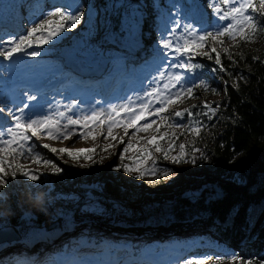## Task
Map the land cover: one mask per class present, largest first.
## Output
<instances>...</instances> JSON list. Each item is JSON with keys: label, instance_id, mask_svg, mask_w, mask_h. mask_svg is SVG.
Segmentation results:
<instances>
[{"label": "rangeland", "instance_id": "rangeland-1", "mask_svg": "<svg viewBox=\"0 0 264 264\" xmlns=\"http://www.w3.org/2000/svg\"><path fill=\"white\" fill-rule=\"evenodd\" d=\"M21 2L23 4L20 7V11H18L21 12L23 9L22 15L24 20H30L32 14L37 11L35 22L26 28L24 35L27 34L31 27L39 23L42 18H46L49 11H55L57 8L61 11L73 12L79 7L84 13L81 24L72 31L76 37V47L73 43L68 42L69 36H65V31L59 36H53L55 39H51L49 44H45V48L43 49L45 55L40 58V61L33 65L34 68L32 67L33 69L31 71L28 69L27 72L29 73H26L25 76L42 73V68L54 67L53 64L55 65V59L52 57L53 54H59L61 56L67 55V57L72 59L77 65L92 64L91 66L97 67L102 57L84 55L85 52L89 51V49L84 46L85 43L93 42L89 34L90 25L95 26L99 24L102 26L104 24H112L115 26V17L119 18L117 23L120 25L125 18L126 12L129 10V5H141L144 6V15L140 20L138 32L139 43L137 44L135 37L129 40L128 47L130 46V49L128 53L136 47L143 53L146 61L136 68L132 66L128 71V79L132 80L133 83L136 82H134L136 79L141 81V84L143 83V90H146L143 94L154 89L153 84L156 79L161 82V88L159 89L160 93L167 95L168 93L164 89V85L167 82V75H171L174 72L185 75L186 79L189 80L188 86H191L192 83L200 84L204 82L209 85V88H194L193 97L174 100V103L169 105L167 110L161 113L160 116L153 115L149 112L145 119L137 122L136 127L128 128L127 135H125L122 126L117 127L118 129L115 128L113 130V135L116 137L115 140L108 136L106 125L96 132H93L88 140H84L80 136V132L83 131L82 129H77V135L69 140H49L45 133H41L39 137H32L30 143H34L37 146L36 151L40 152L41 160L51 159L63 169L59 175H53L51 169L44 167L42 163L36 164L32 162L30 156L27 154L24 157L16 159H13L15 153L5 155L4 159L6 165L15 166L19 164L24 170L39 174L40 180L30 182L27 181L26 178L20 176L19 173L16 179L13 180L11 167L6 168L8 172L6 179L9 181L10 187L7 189H0V204L1 198H3L6 193L22 194L23 202L19 205L20 210H22V212L25 211L26 217H30V211L34 210L36 215L38 214L40 217H44L41 218L43 221L48 220L47 227L42 232L44 235H52L45 238V243L39 244L37 249L34 248L37 245L35 243L30 245L32 249L29 247L14 248L11 249L12 251L9 250V252L5 249V251L0 253V259L9 261L12 255L15 254L18 259H21V262L19 263L18 260H13V262L24 264L25 259H31L28 255H36L41 251L49 253L47 250L43 251L48 242L51 244L54 239L61 237L65 232L69 235L76 231L78 224H84L81 228V235L83 236L80 237V240L78 238L75 240L72 239L74 233L67 238L61 239L62 241L66 239L64 243L70 247L72 253L79 252L80 249H82V253L84 247H90V250L87 252L92 255L78 260L75 262L76 264H96L100 256L109 255V251H121L118 249L121 246L113 243L115 237H111L114 236L117 231L126 232L131 240H138L146 237L150 244L148 243L147 246H142L138 249H135L138 241L128 240V251L131 254H136L138 256L144 255L146 257H150L151 254L147 256L145 251L146 253H152L155 259L160 260L159 264H186V261L189 259H201L204 264H247L248 261H252V259H246L245 256L241 254H237V256L243 258L242 260L237 259L233 261L230 258L233 255L231 251L222 247L217 248L212 241H204L203 237L205 235L203 233L206 232V228L209 229L208 232L212 235L213 231L217 232V229L213 226L204 224L197 226L186 220L169 221L162 217L152 218L157 213L162 212L164 209L163 205L166 202H173L176 197L183 195L188 197L189 200L197 199L199 197V191L207 186L215 188L217 183H231L241 187L250 186L254 181V177L248 167L256 159L264 156V140H261L256 143L248 153L238 154L232 164L223 172L220 173L219 170L216 169L212 164V156L207 148L215 144L223 131L227 130L228 127L225 126L221 118L219 105V101L224 97V83L218 77L212 76L211 74H213V72L211 71L207 72L208 75H211V80H205L204 67L206 64L214 63V60L208 59L203 55H193L189 53L188 55H192L191 62L199 63L202 67L195 69L193 72L185 73L181 69L170 68L169 65L183 63L188 59V56H180L178 53L171 50L165 52L162 47L163 38L165 37L173 39L174 43H182V40H178V38L184 34L183 26L185 23L189 24L198 34H203L205 30L215 31L217 27H223L225 24L230 23L231 21H219L218 17L213 13L211 7H209L213 0H133L131 2L130 0H105L103 5H101L100 0H62V2H59L58 6L54 8H50V3L48 2L44 6V8L47 9L44 13L41 12L43 8H38L37 1L27 8V3H25L26 0H0V13L7 4L12 3L14 6H18ZM87 2L89 3L87 4ZM215 2L221 4L223 8L227 7L222 4V0H215ZM240 2L241 0H235L236 5ZM253 3L257 8L256 17L260 24L264 25V16H261L259 13L260 0H253ZM249 13H251V9H249ZM144 16H147L152 24H155L153 29H155L157 34V41L153 45L152 50L148 52L147 50L142 52L145 47L143 41L150 35L153 29L149 28L145 32L143 31ZM174 20L181 21V25L177 28L175 37H173L171 32V29L175 27L173 23ZM54 27L55 24H52L48 28L42 30V33H37L36 35L43 34L47 36L48 31ZM66 28L67 25H65V30ZM99 35H102V31ZM99 35L96 37L97 39ZM2 38L6 40L3 42ZM9 38L17 40L19 37ZM221 39L223 43L217 44V46L222 53L240 56H244L247 53L254 56L264 55V30L260 28H258L257 32L249 39L240 40L239 37L236 41L231 40L229 37H223ZM8 41L9 39H7V36L4 35L3 37V33H1L0 51H7L10 45H5V43ZM33 46L37 47L35 43H33ZM105 47L107 48L110 46ZM32 49L33 48H27L26 53H31L33 51ZM225 49H227V51H225ZM203 51L211 53L208 44H205ZM115 53L116 54L113 56L105 55L109 60L112 59V61H114L109 69L115 66V61L116 63L121 62L116 59L119 52L115 51ZM157 53H160V57H157L158 55L156 56ZM18 55L24 58L25 61L28 59V56H24V52L15 53L12 57L14 59L13 64L22 63ZM125 64L126 62L121 64V70H128L130 68H127ZM25 69L27 68H22L21 66L22 77ZM81 70L82 69H79V72ZM161 72L167 73L163 81L160 79ZM10 75L12 74L10 73ZM178 87L179 86H177V89ZM177 89H172L171 91L174 92ZM212 89H215V91H212ZM121 90L123 91L122 87L116 85L110 93L113 94L116 91L120 93ZM103 91V86L95 85L92 94L100 99L102 95L101 92ZM137 94L138 93L133 92V94L129 95L124 101L126 102L125 104H127L130 98L131 100H129V102H132V95L136 98ZM143 94V97L141 96L142 98L138 99V101L142 102L144 97L146 100L148 99L147 95ZM140 102L135 104L136 108L139 107L138 105L141 104ZM206 103L216 109V114L214 116L211 111L203 107ZM55 104L60 105L63 104V102L56 100ZM119 105L122 104L118 103L114 105V107ZM194 105L196 107H193ZM153 107L159 108L156 104H154ZM193 108V116L189 117V109ZM176 111L184 112V118L182 119L175 116ZM58 112L61 111L57 110L55 115ZM65 113L66 115L73 114L71 115L73 118H81L80 113L77 111H68ZM161 117H163V119H161ZM114 118L119 119V117ZM143 122H146V124H143ZM147 124H151V127H149L147 131L137 132V128H142ZM194 128L200 129L199 135L193 130ZM165 133H167V135H164ZM153 136H155L156 139L151 145H148L150 157L145 160L143 164H139L138 160L143 159L144 156L142 149L147 140ZM121 138H123V143L120 142ZM129 141L132 142L133 147L129 149L127 153H123V149L127 147ZM157 143H159L163 149H167L169 143H172L173 151L170 153V156H178L179 145L184 144V159L179 163H173L170 158L165 160L163 152L155 151L154 146ZM44 144H49L50 147L56 149H95V151L91 154V159H84L82 156L80 159L72 160L66 155L58 158L57 155L42 148ZM108 144H113L115 147L109 148L108 151H104ZM121 154L125 155V160L123 162L119 159ZM193 159L195 162H193ZM123 164H136L145 172L143 179L139 178V171L133 172V174L129 176L123 171ZM153 167L159 170L156 175L150 174ZM118 168L120 169L119 171H117ZM165 169L172 173L169 177L163 175ZM237 176L241 177L245 182L238 183L236 181ZM50 179H57L59 182H63L66 185L68 184L72 192L55 197V191L49 192L46 189V185L49 184ZM103 180L114 182L119 188L125 189L124 194L127 197L118 198L116 200L106 199L88 195L82 191H76L78 188H81V190L82 188L95 191L101 190ZM217 191L219 192V189ZM35 193H40L42 195L41 202L36 201L34 197ZM69 209L73 210L69 211ZM150 211L156 213L146 215V213ZM115 219H117V221L114 227L111 228L105 225V223L109 224ZM80 220L87 221L88 223H79ZM146 220L155 221V223H141ZM136 222H140V224L134 226L130 225ZM165 223H167V226H165ZM73 224L76 225L75 229H73ZM125 224H129L130 226H124ZM49 225H54V227L50 228ZM2 227H5L3 216L0 217V228ZM102 231L106 236H110V238L105 237ZM87 232L93 234L90 236L91 238L100 235L103 242L93 244V240L86 239L87 235L85 234ZM35 233V231H30L28 233V238L31 239L36 236ZM158 234H162V237H159ZM53 248L54 247H51V249ZM155 249L160 251H155ZM35 257H37V255L33 256L32 260ZM117 257L122 259L120 255ZM206 257L211 258L206 259Z\"/></svg>", "mask_w": 264, "mask_h": 264}, {"label": "snow or ice", "instance_id": "snow-or-ice-1", "mask_svg": "<svg viewBox=\"0 0 264 264\" xmlns=\"http://www.w3.org/2000/svg\"><path fill=\"white\" fill-rule=\"evenodd\" d=\"M222 4L227 7L223 8L221 4H218L215 2V0H213L209 7H211L213 13H215L219 21H231L230 23L225 24L223 27H217L215 31L205 30L203 31V34H198L189 24L185 23L183 26L184 34L178 38V40H182V43H174L173 39L167 37L163 38L162 47L165 52L171 50L175 53H178L180 56H188V59L183 63L170 64V68H178L185 73L193 72L195 69L201 68L202 65L199 63H192V55H188L189 53H192L193 55H203L208 59H212V56L209 52L203 51L205 44H222L223 40L221 38L223 37H229L233 41H236L238 37L240 40H245L251 38V36L257 32L258 28L264 30V25L260 24L255 15L257 13V8L254 6L253 0H241L238 5H236L235 0H222ZM143 7L144 6L141 5H129V10L126 12L125 18L123 22L120 23L118 30H114L115 26L112 24H104L102 26L98 24L92 26L90 28L89 34L93 42L85 43L84 46L88 48L89 51L85 52L84 55H96L100 57L105 55L113 56L116 54L114 49L127 48L129 40L133 39L134 37L136 38L138 44L140 20L144 15ZM249 9H251V13H249ZM259 13L261 16H264V0H260ZM83 15V10L79 7H77L73 12L61 11L59 8H57L55 11H49L46 18H42L39 23H36L33 27H31L26 35L19 36V38L15 41L9 40L8 43L11 46L7 49V51H0V56H2L5 60H11L13 54L15 53L24 52L27 54L26 49L33 48V43L39 47L49 43L53 36H59L65 31V25H67V30L69 31L77 28V26L82 22ZM173 23L175 24V27L171 29V32L173 37H175L177 28H179L181 25V21L174 20ZM52 24H55V27L48 31L47 36L42 34L39 36L36 35L37 33H42V30L48 28ZM101 31L102 35H99ZM98 35L99 38L97 39L96 37ZM105 46L110 47L106 48ZM225 51H227V49H225ZM211 52L216 53L214 62L216 65L220 66L222 62L217 48L212 46ZM39 54L40 53L36 50L31 52L33 57L38 56ZM229 59H231V54H229ZM212 71L216 72L217 69L213 68ZM224 71V67L221 66L219 68V72ZM166 75V72H161L160 79L163 80ZM188 85L189 80L186 79L185 75L174 72L171 75H167V82L164 85V89L168 93L167 95L161 94L158 88H154L152 91L147 93L148 99L141 103L139 108H136L130 102L112 107L107 112H105L103 109L100 111H94L90 115H85L81 118H73V116L66 115V113L63 111L58 112L56 115H41L35 110H30L26 113L25 109L29 108L28 104L21 106L18 113L12 109H9L8 115L12 117V120L10 123L6 122L5 127L0 128V189H7L10 187L9 181L6 179L8 176L6 168L8 167H11V175L13 180L16 179L18 173L20 176L26 178V180L30 182H36L40 180L39 174L26 171L19 164L15 166L6 165L4 157L10 153H15L13 159L24 157L27 154L30 156L32 162L36 164L42 163L44 167L50 168L53 175H59L63 171V169L51 159L41 160L40 152L36 151L37 146L34 143H30L32 137H39L41 133H45L49 140H69L73 136L77 135V129H82L83 131L80 132V136L84 140H88L89 136L93 132H96L106 125L108 136L115 140L116 137L113 135V130L115 128L122 126L125 135H127L128 128L136 127L137 122L145 119L149 112H151L153 115L160 116L161 113L167 110L169 105L174 103V100L193 97L194 88H209V85L204 82H201L200 84L192 83L191 86ZM177 86H179L178 89ZM172 89L177 90L173 92L171 91ZM212 91H215V89H212ZM28 99L36 100L37 97L36 95H30ZM154 104H159L160 107L155 108L153 107ZM40 107L42 108L43 105ZM193 107L196 106L194 105ZM203 107L211 111L213 116L216 114V109L212 108L210 104L206 103L203 105ZM4 111L5 108L0 107V113H3ZM68 111L71 112L72 108H68ZM121 113L124 114L123 118H114L121 117ZM175 116L183 119L184 112L176 111ZM188 116L192 117L193 113L189 111ZM161 119H163V117H161ZM149 127H151V124L144 125L142 128H137L136 130L137 132L147 131ZM193 130L197 135H199V128H194ZM29 133L31 135H29ZM164 135H167V133ZM155 139L156 137L153 136L147 140L142 149L144 156L143 159L138 160L139 164H143L145 160L150 157L148 145H151ZM120 142L123 143V138H121ZM113 147H115V145L108 144L106 145L104 151H108L109 148ZM132 147L133 144L131 141H129L127 147L123 149V153H127ZM154 147L156 152H163L165 160L170 158L173 163H179L185 157L184 144L179 145L178 156H170V153L173 151L172 143H169L167 149L161 148L159 143L155 144ZM42 148L47 149L48 152L57 155L58 158L66 155L72 160L80 159L82 156L84 159H91V154L95 151V149H56L50 147L49 144L42 145ZM119 159L121 162H123L125 160V155L121 154ZM193 162H195L194 159ZM119 170L120 169L118 168L117 171ZM123 171L129 176H131L133 172L139 171L140 179H143L145 175V172L141 170L136 164H123ZM158 171V169L153 167L150 174L156 175ZM171 174L172 173L167 169L163 171V175L165 177H168ZM236 181L238 183L245 182L239 176L236 177ZM34 197L37 202L42 201V195L40 193H35ZM261 211L264 212V206L261 207ZM210 258L211 257H206V259ZM230 258L233 261H236L237 259H243L238 257L235 253ZM186 264H204V262L201 259H189L186 261ZM247 264H252V262L248 261Z\"/></svg>", "mask_w": 264, "mask_h": 264}, {"label": "trees", "instance_id": "trees-1", "mask_svg": "<svg viewBox=\"0 0 264 264\" xmlns=\"http://www.w3.org/2000/svg\"><path fill=\"white\" fill-rule=\"evenodd\" d=\"M104 1L100 0L101 4ZM118 19L115 17L114 30L119 28ZM149 23L148 17L144 16V29H147ZM229 54L220 53V66L215 62L208 64L210 70L217 69L212 76L218 77L225 84L224 97L219 105L221 118L228 128L215 144L207 148L212 156V164L220 173L232 164L238 154L248 153L256 143L264 140V55L231 54L229 59ZM211 56L215 61L216 53ZM221 66L224 67V72H219ZM206 76L211 80L210 75ZM191 112H194V108ZM248 168L254 177L253 183L248 187L217 183L215 188L207 186L201 189L197 199L189 200L184 195L178 196L174 202L166 204L165 209L172 215L171 218L178 214L193 224L205 221L207 225L219 230L220 239L216 242L220 246V240H235L243 245L242 249L247 251L245 258L252 259V264H264V212L261 211L264 206V156L256 159ZM67 185L57 179H50L46 189L49 192L55 191L56 197L72 192ZM76 191L106 199L127 197L125 189L106 180L102 181L100 191L86 188H78ZM22 202V194L6 193L0 204V217H5L4 220L8 223L16 222L22 216L19 207ZM33 214V221L41 227L45 221L41 218L44 217ZM206 237L210 239L208 234ZM236 246L238 245L233 243L227 250L237 252L234 248Z\"/></svg>", "mask_w": 264, "mask_h": 264}, {"label": "bare ground", "instance_id": "bare-ground-1", "mask_svg": "<svg viewBox=\"0 0 264 264\" xmlns=\"http://www.w3.org/2000/svg\"><path fill=\"white\" fill-rule=\"evenodd\" d=\"M37 7V6H36ZM3 11H4V13H1V16H3L5 19H9V21H13L12 19H13V17H14V15H15V10H14V5L12 4V3H9V4H7L6 6H5V8H3ZM95 19V18H94ZM82 26H84V25H82ZM91 27H92V25H90ZM89 26V27H90ZM1 28V27H0ZM79 28V27H78ZM85 28V27H84ZM74 29H72V30H67V28H66V30H65V36H69L68 37V42H71V43H73L74 44V46L76 47V45H77V43H76V41H75V35L73 34L74 32H72ZM8 34H11V33H8ZM83 34V33H82ZM43 35V34H42ZM79 35V34H78ZM37 36H39V35H37ZM44 36H46V35H44ZM80 38V37H79ZM52 39H55V37L54 38H52ZM47 44H49V43H47ZM45 48V44L44 45H41V46H39V47H34L33 46V49L32 50H36V51H38L40 54L38 55V56H35V57H33L32 55H31V53H27V54H25L24 56H28V59L25 61V59L24 58H22V60H24V63H25V65H23L22 66V68H27V69H29V68H32L33 67V65L34 64H36L38 61H40V58L42 57V56H44L45 55V53H44V51H43V49ZM27 51V50H26ZM86 56H91V55H86ZM2 61V60H1ZM54 63H55V65L56 66H58L59 68H60V70L61 71H63L64 72V74H65V76H66V73H65V71H66V67L65 66H63V65H61L60 63H58L56 60L54 61ZM14 67H15V65H14ZM29 67V68H28ZM34 68V67H33ZM21 70V66H17V68L15 67V69H13V71H2L1 70V74L0 75H5V76H7L8 74H10V73H13V76H17V78L19 79V78H21L22 77V70ZM70 75H71V73H70ZM74 75L76 76V77H78V78H83V76H84V72H83V70H81L80 72H79V70H76L75 72H74ZM73 78H75L74 76H68L66 79H68V80H70V79H73ZM50 81V80H49ZM49 87H51V86H49ZM106 92V91H105ZM131 94H133V93H129V95H131ZM127 99V98H126ZM114 102V104H116V102L115 101H113ZM0 105H2L3 107H6V109L8 108V104H7V102L5 101V99H3V98H1L0 97ZM113 106H111V108H112ZM94 110H96V111H100V110H102V109H99V108H97V107H95V109ZM109 109H107V110H104L105 112H107ZM81 117H83V115H81ZM118 129V128H117ZM169 177V176H168ZM121 224V223H120ZM158 226V225H157ZM112 228V227H111ZM66 229V228H65ZM179 229V228H178ZM115 230V229H114ZM187 230V229H186ZM139 231V230H138ZM169 231V230H168ZM179 231H180V229H179ZM133 232V231H132ZM63 234H66V232L65 233H63ZM62 234V236L61 237H59V238H57V239H54L53 241H52V243L53 242H56V241H62L61 239H64L65 237H67L68 236V234H66V235H63ZM166 234V233H165ZM158 236L159 237H162V234H158ZM158 237V238H159ZM136 238H139V237H136ZM149 238V237H148ZM52 240V239H51ZM137 241H147V238L146 237H143V238H140V239H138ZM158 241V240H157ZM54 247V246H53ZM157 249H155V251H156ZM158 251V250H157ZM122 257V259H121V261L122 262H125V261H131V264H139V263H141L142 262V260H140V259H137V258H134L132 255H130V254H128V255H126V256H121ZM47 260L49 261L48 263L49 264H52V261H51V259L49 258V256H48V253L47 252H41V253H39L38 255H37V257H35L34 259H33V261H34V264H46L45 262H47ZM134 261V262H133Z\"/></svg>", "mask_w": 264, "mask_h": 264}, {"label": "water", "instance_id": "water-1", "mask_svg": "<svg viewBox=\"0 0 264 264\" xmlns=\"http://www.w3.org/2000/svg\"><path fill=\"white\" fill-rule=\"evenodd\" d=\"M19 239V233L15 226H7L0 229V247Z\"/></svg>", "mask_w": 264, "mask_h": 264}]
</instances>
